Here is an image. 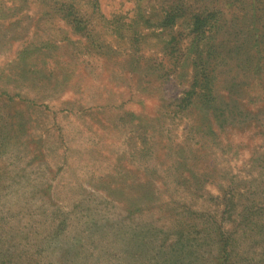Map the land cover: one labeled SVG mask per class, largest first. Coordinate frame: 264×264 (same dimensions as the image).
I'll return each mask as SVG.
<instances>
[{"label": "rangeland", "instance_id": "374dc122", "mask_svg": "<svg viewBox=\"0 0 264 264\" xmlns=\"http://www.w3.org/2000/svg\"><path fill=\"white\" fill-rule=\"evenodd\" d=\"M254 5L0 0V264H219L226 207L264 200Z\"/></svg>", "mask_w": 264, "mask_h": 264}, {"label": "trees", "instance_id": "16d2710c", "mask_svg": "<svg viewBox=\"0 0 264 264\" xmlns=\"http://www.w3.org/2000/svg\"><path fill=\"white\" fill-rule=\"evenodd\" d=\"M255 5L254 9L252 10L251 14V24H252V30L254 31L255 43H258L259 41H262L263 38V32L260 30V23L264 21V0H254ZM177 3L172 2L173 8H169L167 15L164 20L165 26H173L176 24V19L179 17V14L177 12ZM177 5V6H176ZM182 6V5H179ZM191 21L187 24V27H192V30L190 29L191 33L193 35V40L191 41V45L200 44L205 40V35L207 34V28H206V17L203 18L201 14H193V16L190 17ZM259 44V43H258ZM259 58V57H258ZM231 205V204H230ZM232 208L229 210L225 209L224 211V221L223 222H229L225 224H221L220 227H218V232L220 235L217 237L218 240V263L219 264H237L236 258L233 257L234 254H236L235 249L237 245L239 244L238 241L242 237H249L248 233H251L255 230H262L261 233H264V200H258L257 197H250L246 200H243L241 205V210H237L236 206L231 205ZM235 216V218H233ZM233 223L232 228H227V225H230ZM205 224H201V227H203ZM191 227L193 229L197 228V224H192ZM208 226H205L201 229V231H205Z\"/></svg>", "mask_w": 264, "mask_h": 264}]
</instances>
